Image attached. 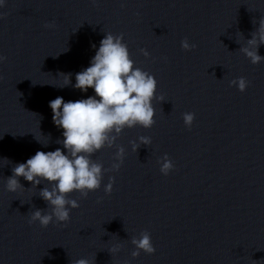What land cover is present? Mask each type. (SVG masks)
<instances>
[{
    "label": "clouds",
    "instance_id": "clouds-1",
    "mask_svg": "<svg viewBox=\"0 0 264 264\" xmlns=\"http://www.w3.org/2000/svg\"><path fill=\"white\" fill-rule=\"evenodd\" d=\"M92 3L95 4L96 0H92ZM5 4L6 0H0V8L5 7ZM123 6L121 3V7ZM0 18H3V14H0ZM44 27L53 28L55 24L46 23ZM251 36L246 41V46H242L239 51L256 65L264 62V56L258 53L259 46L264 44V18L260 19L259 27ZM181 47L185 51H191L196 45L190 44L185 37L181 41ZM140 51L145 57L149 56L147 50ZM6 59L7 57L0 55V63ZM60 76L65 81L60 88L71 85V74L61 73ZM75 81L72 87L81 92H87L91 88L95 95L67 102L58 96L49 102L53 123L63 129V139L56 141L62 144L63 149L58 147L54 151H37L26 162L15 164L12 175L6 178V189L10 193L24 189L20 183L21 177L35 188L42 182L48 185L39 190V196L47 203L50 211L36 208L31 212L29 225L38 221L41 227L46 228L54 220L57 224L66 225L70 221L71 209L79 207L78 201L70 199L69 195L78 192L81 198H87L90 192L100 189L105 172L119 171L124 161L125 149L118 147L114 162L107 169L102 162L94 160L93 155L105 147H113L125 128L141 126L150 129L156 123L153 100L157 99L158 82L152 74L135 66L128 46L123 42L122 33L105 34L91 58L90 66L76 73ZM249 83L241 76L231 80L229 86H236L240 92H244ZM158 99L164 100L162 96ZM182 118L185 126L190 129L195 113L185 112ZM36 140L41 143L39 139ZM150 144V137L140 136L139 146L137 142H132L133 151H137L141 145ZM43 145L47 147L48 144ZM157 162L161 165L160 172L165 176L175 167L167 154ZM114 183L115 177L110 176L104 187L106 194H111ZM131 244L135 246L131 253L133 258L138 257L141 251L149 255L156 251L147 230L142 231L139 237L133 236ZM121 247V244H116L109 251L113 255ZM71 264H92V261L80 258L71 261Z\"/></svg>",
    "mask_w": 264,
    "mask_h": 264
}]
</instances>
